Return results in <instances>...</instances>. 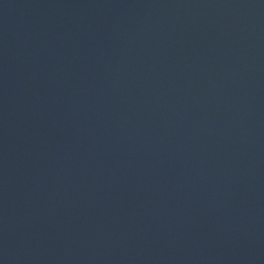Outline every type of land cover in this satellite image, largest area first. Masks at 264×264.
<instances>
[{"label": "water", "instance_id": "1", "mask_svg": "<svg viewBox=\"0 0 264 264\" xmlns=\"http://www.w3.org/2000/svg\"><path fill=\"white\" fill-rule=\"evenodd\" d=\"M0 264H264V0H0Z\"/></svg>", "mask_w": 264, "mask_h": 264}]
</instances>
